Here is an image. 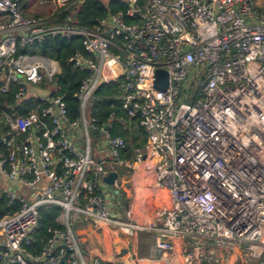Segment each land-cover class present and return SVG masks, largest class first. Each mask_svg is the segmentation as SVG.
<instances>
[{
  "label": "built area",
  "instance_id": "2783aa9c",
  "mask_svg": "<svg viewBox=\"0 0 264 264\" xmlns=\"http://www.w3.org/2000/svg\"><path fill=\"white\" fill-rule=\"evenodd\" d=\"M81 1L38 0L45 11L28 14L22 0H0V93L18 106L0 107V264H101L83 260L82 218L129 239L152 233L148 264H264V11L253 0H125L124 13L88 28L73 18ZM56 37H78L85 52L68 58L88 72L73 120L59 63L19 51ZM157 69L163 90L153 87ZM109 83L145 138L129 157L113 113L101 124L87 116ZM106 190L126 194L124 216ZM50 207L61 228L33 255L39 210Z\"/></svg>",
  "mask_w": 264,
  "mask_h": 264
},
{
  "label": "trees",
  "instance_id": "16d2710c",
  "mask_svg": "<svg viewBox=\"0 0 264 264\" xmlns=\"http://www.w3.org/2000/svg\"><path fill=\"white\" fill-rule=\"evenodd\" d=\"M22 1L26 2V0ZM137 2L141 6L144 0H137ZM128 7L129 4L125 0H82L76 5L73 18L77 25L91 28L98 20L109 13H124ZM24 8L26 10L25 5ZM126 21L131 22V19L126 18ZM19 51L40 53L55 59L59 63L61 72L56 77L57 84L60 87L59 93L66 104L68 119H75L78 116V103L74 93L77 91L81 79L87 76L88 72L85 69L74 68L68 58L76 52L85 55L81 40L78 37H73L69 40L58 37L50 38L41 43L23 47ZM119 94L117 83L98 86L92 96L90 116L94 117L98 124H101L106 122L109 119V115L113 113L115 120L112 122L111 133L119 135L125 140L126 152L123 155L124 157H129L133 149L143 147L145 138L139 121L128 117L118 100L114 99ZM104 98H112V100L106 101L103 100ZM29 103L30 101L27 104ZM29 105L22 111L23 114L29 111ZM10 106H12V109L9 108ZM0 107L12 112L18 106L15 105L10 93H0ZM5 211L4 201L0 200V215ZM58 214V207L40 208L37 228L31 234L32 242L26 247L27 251L33 255L41 252L51 235V231L61 228V225L56 221ZM60 264L65 263L61 262ZM114 264H119V262Z\"/></svg>",
  "mask_w": 264,
  "mask_h": 264
},
{
  "label": "crops",
  "instance_id": "0c3cea01",
  "mask_svg": "<svg viewBox=\"0 0 264 264\" xmlns=\"http://www.w3.org/2000/svg\"><path fill=\"white\" fill-rule=\"evenodd\" d=\"M26 2L28 5L29 0H26ZM110 194L111 193L106 190L105 196L111 212L120 217L124 216V211L129 207L130 200H128L126 194L121 191L113 193V196ZM77 232H79L81 237L84 249L82 257L85 263H90L94 258H99L101 264H113L115 262H119V264H137L135 259H140L141 262L143 261L141 264H148L144 260L150 255L155 238L152 233L138 231L129 239L117 229H108L106 231L98 228L92 220L88 218H82L78 221ZM145 234H149L148 237L151 238L149 239V245L144 248V252L148 254L146 256L143 254L138 255L139 253L137 252L139 248L142 247L139 241L145 238ZM181 244L182 242L178 241L176 246L182 248ZM137 256H139V258Z\"/></svg>",
  "mask_w": 264,
  "mask_h": 264
},
{
  "label": "rangeland",
  "instance_id": "374dc122",
  "mask_svg": "<svg viewBox=\"0 0 264 264\" xmlns=\"http://www.w3.org/2000/svg\"><path fill=\"white\" fill-rule=\"evenodd\" d=\"M253 1L257 4V7H258V9L260 11H264V0H253ZM24 3H25L24 5L26 6V13H28V14H40V13H43L44 9L46 8L45 6H41L39 4L38 0H29L28 5H27V2H24ZM90 111H91V106L89 105L87 107V114H88L87 116H90ZM91 137H92V149L94 151L95 146H96V144H95L96 143V139H95V136L93 134L91 135ZM148 236H149V234H145L144 235L145 238H142V240L139 241L142 244V247L139 248V250L137 252V253H139L138 255L143 254L144 256H146L148 254V253L144 252L145 251L144 248L147 245H149V242H150L149 239H151ZM137 257L139 258V256H137ZM234 259H235L234 256H232V260H234ZM141 263H143V261L140 262V264ZM234 264H240V263L238 261H236V262H234Z\"/></svg>",
  "mask_w": 264,
  "mask_h": 264
},
{
  "label": "water",
  "instance_id": "95a60500",
  "mask_svg": "<svg viewBox=\"0 0 264 264\" xmlns=\"http://www.w3.org/2000/svg\"><path fill=\"white\" fill-rule=\"evenodd\" d=\"M122 60V57L120 58ZM167 86V74L164 70L162 69H157L155 72V79L153 81V87L155 89L163 90ZM40 95L43 97L48 96V91H42V90H37ZM117 99V98H116ZM103 100L110 101L112 98H104ZM116 173L115 172H110L108 173L105 177H103V181L106 183L111 184L113 180L116 178ZM161 221L158 222V225H161Z\"/></svg>",
  "mask_w": 264,
  "mask_h": 264
}]
</instances>
